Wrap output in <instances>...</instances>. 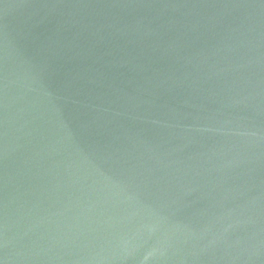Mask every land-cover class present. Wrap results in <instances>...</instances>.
<instances>
[{
	"label": "water",
	"instance_id": "95a60500",
	"mask_svg": "<svg viewBox=\"0 0 264 264\" xmlns=\"http://www.w3.org/2000/svg\"><path fill=\"white\" fill-rule=\"evenodd\" d=\"M0 264H264V0H0Z\"/></svg>",
	"mask_w": 264,
	"mask_h": 264
}]
</instances>
